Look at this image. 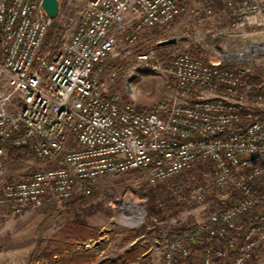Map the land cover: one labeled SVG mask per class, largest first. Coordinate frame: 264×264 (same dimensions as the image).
<instances>
[{
    "label": "built area",
    "instance_id": "1",
    "mask_svg": "<svg viewBox=\"0 0 264 264\" xmlns=\"http://www.w3.org/2000/svg\"><path fill=\"white\" fill-rule=\"evenodd\" d=\"M72 1L83 10L69 35ZM182 1L59 0L51 19L43 0H0V180L8 145L29 148L40 164L2 184L1 218L41 206L48 194L68 202L139 173L149 185L166 183L180 204L223 193L205 220L162 238L163 264H264V65L227 55L236 40L264 34V3L228 2L231 16L205 31L198 54L176 45L134 57L127 82L141 72L173 80L176 98L161 111L111 98L100 83L104 60L146 30L172 26ZM54 22L60 31L48 40Z\"/></svg>",
    "mask_w": 264,
    "mask_h": 264
},
{
    "label": "rangeland",
    "instance_id": "2",
    "mask_svg": "<svg viewBox=\"0 0 264 264\" xmlns=\"http://www.w3.org/2000/svg\"><path fill=\"white\" fill-rule=\"evenodd\" d=\"M230 1L238 4L241 0H183L180 17L172 26L146 30L137 42L126 46L127 52L112 54L104 60L99 66L102 87L111 98L130 101L141 110L161 111L167 108L176 98L173 80L156 73L141 72L127 82L126 76L134 57L157 46L160 39H177L173 46L158 50L161 53L177 50L176 45L191 48L195 45L200 49L207 42V29L199 32L192 27L188 29L191 20L201 16H231ZM253 1L264 3V0ZM82 10L83 3L80 1L69 4L68 11L64 12L65 33L70 35L74 32ZM246 31L251 33L254 30ZM54 33H49V39ZM227 55L234 61L252 62L258 70L264 65V34H252L236 40ZM3 163L5 178L0 180V187L9 180L32 173L40 166L26 149L7 151ZM222 194L214 191L204 203L180 204L169 196L166 183L149 185L146 176L139 173L116 177L95 187L90 195L78 193L68 202L61 201L55 194H48L41 206L27 209L17 217H0V264H48L46 260L39 259L40 255L56 240V236H62L67 227L77 221L97 229L98 236L75 241L73 250L87 251L98 260L117 259L134 245L147 244L151 263L163 264L162 238L172 237L179 230L205 220L212 207L220 205L218 200ZM55 258L58 259L57 256ZM190 262L199 264L200 261L198 257H192Z\"/></svg>",
    "mask_w": 264,
    "mask_h": 264
},
{
    "label": "trees",
    "instance_id": "3",
    "mask_svg": "<svg viewBox=\"0 0 264 264\" xmlns=\"http://www.w3.org/2000/svg\"><path fill=\"white\" fill-rule=\"evenodd\" d=\"M59 26L57 22H54L53 27L50 32H59ZM154 28L151 30H156ZM56 33V34H57ZM49 40V35H48ZM158 50H161L162 47H158ZM192 52L194 54L199 53V48L195 45L192 46ZM125 102V100H123ZM145 111V110H144ZM220 135L210 136L211 138L218 137ZM30 151L29 148H25ZM11 150H23L17 148L14 145H8L7 151ZM186 229V228H183ZM98 236V230L88 226L84 222L77 221L72 225H69L66 229V233L62 236H56V240L51 243V245L46 248L43 253L40 255V260H46L48 264H132L138 262V264H152L150 258L148 257L149 245L147 244H136L130 250L126 251L124 255L120 258H105L103 260H98L96 256L88 253L87 251H77L73 250L75 241H86L88 239H94ZM202 251V249L194 248L193 253ZM58 257L56 259L55 257ZM192 258V257H191ZM189 258L187 260L188 264H191Z\"/></svg>",
    "mask_w": 264,
    "mask_h": 264
},
{
    "label": "crops",
    "instance_id": "4",
    "mask_svg": "<svg viewBox=\"0 0 264 264\" xmlns=\"http://www.w3.org/2000/svg\"><path fill=\"white\" fill-rule=\"evenodd\" d=\"M180 17V16H179ZM178 17V18H179ZM222 16H201L192 19L189 27H192L193 30H197V32L201 30H208V29H218L219 27L223 26L226 22L224 19H220ZM187 27V26H186ZM193 30H191L193 32ZM190 31V30H189Z\"/></svg>",
    "mask_w": 264,
    "mask_h": 264
},
{
    "label": "water",
    "instance_id": "5",
    "mask_svg": "<svg viewBox=\"0 0 264 264\" xmlns=\"http://www.w3.org/2000/svg\"><path fill=\"white\" fill-rule=\"evenodd\" d=\"M42 7L46 14L51 18L55 19L57 18L59 11H60V2L59 0H43ZM177 43L176 38H170L163 40L161 42L157 43L158 47H166L171 46Z\"/></svg>",
    "mask_w": 264,
    "mask_h": 264
}]
</instances>
